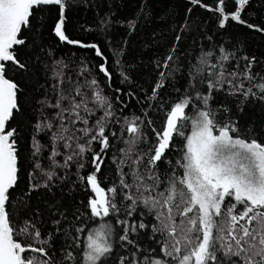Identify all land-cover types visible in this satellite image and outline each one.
Returning <instances> with one entry per match:
<instances>
[{
    "label": "snow or ice",
    "instance_id": "1",
    "mask_svg": "<svg viewBox=\"0 0 264 264\" xmlns=\"http://www.w3.org/2000/svg\"><path fill=\"white\" fill-rule=\"evenodd\" d=\"M119 3L0 0V264H264V0Z\"/></svg>",
    "mask_w": 264,
    "mask_h": 264
},
{
    "label": "trees",
    "instance_id": "2",
    "mask_svg": "<svg viewBox=\"0 0 264 264\" xmlns=\"http://www.w3.org/2000/svg\"><path fill=\"white\" fill-rule=\"evenodd\" d=\"M140 0H120L118 5L119 15L121 17L131 16L132 13L136 10ZM145 2L150 6V9L153 14V22L143 26L141 31L137 33V37L140 40H143L146 35L150 34L153 28L161 30L164 28V25L161 23V20H164L166 14L170 9L174 10L179 6H182L183 0H145ZM137 37H133V46L136 47ZM258 39V38H257ZM256 40H253L249 37L250 46H254Z\"/></svg>",
    "mask_w": 264,
    "mask_h": 264
}]
</instances>
